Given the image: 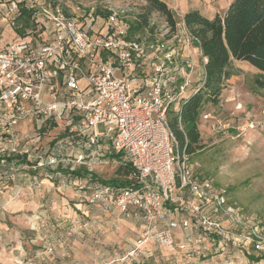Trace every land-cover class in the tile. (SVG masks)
Wrapping results in <instances>:
<instances>
[{
	"label": "built area",
	"instance_id": "built-area-1",
	"mask_svg": "<svg viewBox=\"0 0 264 264\" xmlns=\"http://www.w3.org/2000/svg\"><path fill=\"white\" fill-rule=\"evenodd\" d=\"M19 1L11 6L14 17ZM106 11L104 16L46 6L32 13L41 24L30 38L20 36L0 49V156L20 152L27 136L15 127L22 121L35 120L39 129L48 121L62 125L68 133L57 141L58 150L68 143L79 149L72 159V170L82 173L76 176L78 194L102 212L135 213L142 221L128 262L151 257L150 244L180 250L185 262L171 264H195L229 245L264 261V219L229 203L225 191L197 170L170 127L168 109L175 101L179 105L190 83L186 77L176 93L172 72L182 66L175 63V48L168 49L167 41L128 39L126 11ZM185 40L191 41L188 30ZM150 55L157 58L152 73L136 78L141 60ZM204 119L215 116L206 113ZM211 125L228 126L220 120ZM111 153L122 154L120 162L131 166L130 185L93 179L92 164Z\"/></svg>",
	"mask_w": 264,
	"mask_h": 264
},
{
	"label": "rangeland",
	"instance_id": "rangeland-1",
	"mask_svg": "<svg viewBox=\"0 0 264 264\" xmlns=\"http://www.w3.org/2000/svg\"><path fill=\"white\" fill-rule=\"evenodd\" d=\"M14 1L19 0H0V49L21 36L16 30L23 22L17 20L19 14L14 17L10 13ZM21 3L32 12L46 6H59L68 11L96 10L101 15L106 10H125L129 23L147 5L146 0H21L17 10ZM171 9L179 21L180 13L175 11L179 9ZM33 18V25H28L24 32L29 38L31 30H37L41 24ZM133 39L167 41L170 49L184 41L186 33L180 23L175 33L170 32L165 17L153 12L150 28L137 32ZM155 57L150 55L141 60L137 71H144L143 78L152 73ZM181 58V51L176 50L175 63L179 67ZM203 62L197 57L192 84L201 81ZM229 70L231 77L225 81L219 102L207 104L199 118L203 148L191 155V161L202 175L212 178L225 191L229 203L240 206L245 214L264 219V87L257 83L258 78L263 81L264 78L260 77L259 69L246 61L233 60ZM172 73L177 77L182 75L181 69ZM177 102L171 105L174 112L181 106V101L178 106ZM206 113L215 119H204ZM216 120L228 126L214 129L211 124ZM48 122L43 129L34 125L35 120L32 123L24 120L16 126L17 133L27 138L21 142L20 152L10 155L12 160L0 164V264H125L127 253L138 237L135 222L89 206L86 197L78 194L76 176L67 170L76 168L72 159L79 149L68 143L59 151L57 141L68 131L62 125ZM54 156L58 163H51ZM120 165L118 159L107 156L92 164L93 173L106 180L121 177ZM177 235L181 237V230ZM147 247L160 255L171 251L177 257L175 260L185 262L178 249L160 250L154 244ZM243 255V248L229 245L222 254L203 261L242 264L240 256ZM154 257L140 256L139 259L154 263ZM245 257L251 260L250 255ZM157 261L165 262L159 258Z\"/></svg>",
	"mask_w": 264,
	"mask_h": 264
},
{
	"label": "trees",
	"instance_id": "trees-1",
	"mask_svg": "<svg viewBox=\"0 0 264 264\" xmlns=\"http://www.w3.org/2000/svg\"><path fill=\"white\" fill-rule=\"evenodd\" d=\"M144 12L137 19L130 22L128 39H133L139 31L150 28V16L153 12H159L165 17L170 27V32L177 31L178 21L175 12L163 0H146ZM18 21L23 22L22 27H17V33L23 36L28 25H33L32 11L20 4ZM101 13V12H100ZM109 11H105L107 16ZM183 21L190 34L192 43L198 47L206 61L204 63L205 74L192 93L181 98V106L178 112H174L171 106L168 109V120L172 131L179 142L186 147L188 153L194 154L201 150V136L198 121L207 104H217L220 95L225 88V81L231 77L229 70L233 60L246 61L260 70L264 78V0H232L229 7L222 13H217L210 19L199 11H189ZM154 26L151 27V30ZM257 83L264 87V81L257 79ZM183 127V130L181 129ZM111 156L121 161L122 154L111 153ZM12 160L10 155L1 157V160ZM74 176L81 175L80 170H67ZM130 165L121 163L118 174L111 179L92 174L94 180L105 184L127 186L131 184L128 176L132 172ZM251 261L259 262L261 257L250 255ZM125 264H156L149 261H132Z\"/></svg>",
	"mask_w": 264,
	"mask_h": 264
},
{
	"label": "crops",
	"instance_id": "crops-1",
	"mask_svg": "<svg viewBox=\"0 0 264 264\" xmlns=\"http://www.w3.org/2000/svg\"><path fill=\"white\" fill-rule=\"evenodd\" d=\"M164 2L167 3V5L170 8H174V9H179V10H175L177 12L180 13L181 19H180V24H182L185 33H186V37H187V28L185 26V23L183 21V17L184 15L189 12V11H199L202 15L204 16H215L217 13H222L224 12L230 5V3L232 2V0H163ZM180 44L175 46V50L177 51H181V72L182 75H180L178 77V80L175 84V89H176V93H179V85L182 84L186 77L188 78V80L190 81V83L188 84V86L185 88V90L180 93L179 95V99L187 97L189 95V93H192L193 90L196 88L197 85L192 84V79L194 78V73L195 72V65L197 62V57H199L200 59H202L203 62V72H202V77H204L205 74V68H204V63L206 61V59L203 57L201 50L194 46L193 43L187 42L185 39L184 41H180ZM180 53V52H179ZM180 55V54H179ZM188 62L190 64V66H188ZM142 70H138L135 73L136 78L141 79L143 78L142 73L144 71ZM139 81V80H138ZM180 81V84H179ZM110 213L115 214V215H123L122 213H120L117 209L112 210ZM126 218L132 220L135 222L136 225V229L138 232V236L139 233L141 231V225H142V221L139 218L138 215H136L135 213H131L129 215H123ZM138 238V237H137ZM153 255L151 257H155L152 258L154 261V263L156 264H171L172 261H174L177 257L173 256L171 254H173L171 251H167L166 253L168 254H161L159 252H154L152 250ZM157 256V257H156ZM244 256V257H243ZM240 256L241 259V263L242 264H264V261H259V262H253L249 259V257H245L246 254L244 252V255ZM166 257V258H164ZM230 257V256H229ZM163 260L165 262H158L157 259ZM214 258V257H213ZM232 258V257H230ZM198 262H196L197 264ZM205 261H202L201 263L198 264H205ZM222 263H224V261H222ZM206 264H210V262H207Z\"/></svg>",
	"mask_w": 264,
	"mask_h": 264
}]
</instances>
